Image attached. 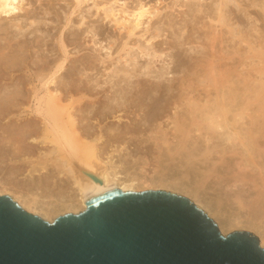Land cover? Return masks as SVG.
Segmentation results:
<instances>
[{
	"label": "bare ground",
	"instance_id": "1",
	"mask_svg": "<svg viewBox=\"0 0 264 264\" xmlns=\"http://www.w3.org/2000/svg\"><path fill=\"white\" fill-rule=\"evenodd\" d=\"M46 1L0 0V196L52 222L111 190L136 192L147 181L166 188L162 179L145 180L148 155L155 169L175 159L201 163L264 248V26L250 12H261L264 23V0H180L185 21L168 19L165 29L162 0H70V14L92 10L120 37L113 52L114 42L101 48L109 51L104 59L116 55L104 67L112 96L78 112L95 60H70L77 37L63 34L70 14L54 33L41 27L33 5ZM166 28L168 49L188 46V61L153 44ZM138 57L145 61L137 69ZM157 62L165 70L155 74ZM137 112L141 121L130 126L102 124ZM32 142L43 147L35 158Z\"/></svg>",
	"mask_w": 264,
	"mask_h": 264
},
{
	"label": "water",
	"instance_id": "2",
	"mask_svg": "<svg viewBox=\"0 0 264 264\" xmlns=\"http://www.w3.org/2000/svg\"><path fill=\"white\" fill-rule=\"evenodd\" d=\"M0 264H264V248L161 191L111 190L51 223L0 196Z\"/></svg>",
	"mask_w": 264,
	"mask_h": 264
},
{
	"label": "rangeland",
	"instance_id": "3",
	"mask_svg": "<svg viewBox=\"0 0 264 264\" xmlns=\"http://www.w3.org/2000/svg\"><path fill=\"white\" fill-rule=\"evenodd\" d=\"M49 1V2H48ZM128 3V6H133L134 3H136L137 0H126ZM150 4H153L157 0H145V2H148ZM160 6H162V19L160 21V24L164 23L163 28L165 29L166 24L168 23V19H173L172 23L179 24L183 23L185 21L184 16L180 14L184 9H179V6L182 4L180 0H162ZM47 2V3H46ZM46 2L42 3L43 6H39L38 3H34L33 5V13L36 14L38 19H41V27L44 26V28L52 29L51 32L54 33L64 22V18L67 14H70L72 9L70 8V0H47ZM210 0H204L202 2V5L208 4ZM174 4H177L172 6ZM172 8H169L171 7ZM50 12V14H49ZM251 14L254 17H257L258 20L260 21L258 24L260 26H264V23L262 22V14L256 9H250ZM92 10H89L88 12L85 11L84 9L80 11H76L74 14H70V22L66 26V28L63 31V34L66 37H70V33H75L77 34L75 44L68 46V51L70 52V60L76 62V65L81 62L82 59H89L92 60L94 59L95 61L92 63L93 70L88 72V77L87 79H83V85L88 86L86 87L91 93L89 94L88 99H84L83 103L80 106H76V112L79 110H85V106H90L91 104L94 107H97L99 104L104 103L108 97L112 96V91L110 90V85L111 83H106L105 81L107 79V72H105L104 67H108V65L114 63L115 54H112L111 58L109 59H104L106 56V53L109 52L106 49H101L102 46L105 47L111 43H113L112 49L110 52H113L116 45L119 43L118 40H120L119 35L117 34L116 30L112 27L111 24H108L106 22H102L100 18H98L96 15L91 16ZM56 14V15H55ZM55 15V16H54ZM56 16L60 20L59 23L56 22ZM168 16V17H166ZM81 17H84V24L80 27H76V23L79 21ZM166 18V19H165ZM187 19V18H186ZM101 21V22H100ZM44 22V23H43ZM43 23V25H42ZM57 23V24H56ZM46 24V25H45ZM86 28H88L86 30ZM85 29V30H84ZM93 30V32L91 31ZM167 31L164 32V35L162 37H159L156 39L153 44L156 47H159L164 51L166 55L170 53V55H174L175 53L181 54V57L185 60H187L188 53L185 52L186 48L188 47H179L176 48L175 50H169L168 49V42H170V38L168 39V29L166 28ZM84 31V32H83ZM87 31H90L88 33ZM93 33L95 35H93ZM167 34V35H166ZM93 35V36H92ZM119 38V39H118ZM67 39V38H66ZM116 39V40H115ZM114 40V41H113ZM93 41H95L93 43ZM98 42V43H97ZM109 43V44H108ZM100 48H99V46ZM108 44V45H107ZM99 48V49H98ZM101 49V51H100ZM77 51V52H76ZM186 57H185V55ZM173 56H171L172 58ZM139 59L137 60L138 66L142 65L144 63L145 59H142L138 57ZM97 60V61H96ZM101 60L104 61V64L101 63ZM113 60V61H111ZM175 59H173V62ZM164 62H168V56L164 58ZM176 63V62H175ZM175 63H172L173 66H175ZM102 64V65H101ZM170 64V66H172ZM162 62H157L155 63L152 68L156 74L163 72L165 67H163ZM81 66H79L80 68ZM163 67V69H162ZM158 68V69H157ZM161 68V69H159ZM156 69V70H155ZM159 72H158V71ZM106 73V74H105ZM154 74V73H153ZM106 75V76H105ZM91 77V78H90ZM166 77V76H165ZM75 80L77 78L74 77ZM87 80V81H86ZM89 81V83H88ZM91 81V82H90ZM97 83V84H96ZM81 87L82 83H78ZM90 85V86H89ZM111 94V95H110ZM87 103V105H85ZM91 103V104H90ZM94 109V108H93ZM127 110V109H126ZM133 110H129V112ZM85 112V111H84ZM83 112L82 115L85 113ZM136 115L138 114L137 117L135 115L129 113L127 117H124L125 115H122V113H116L114 115H120L122 116V119H125L124 121L119 122L115 118L108 116L105 120H103L102 124L106 126H115V125H121V126H130L131 124L130 121L132 122L134 119L135 122L132 123H137L140 122L141 116L140 113H135ZM113 116V115H112ZM133 116V117H132ZM2 122V121H1ZM19 122V123H18ZM16 123L20 124L21 122L18 121ZM91 125L95 126V121L93 119L90 121ZM89 122V123H90ZM2 124H4L2 122ZM32 149H34L33 152H31V156L35 158V156L38 154L37 152L39 151L38 149L43 148L41 145H37L35 147V143H31ZM36 150V152H35ZM38 150V151H37ZM130 150V149H129ZM128 150V151H129ZM127 151V152H128ZM143 150L139 152L142 153ZM125 152V153H127ZM132 152V151H131ZM37 153V154H36ZM36 154V155H35ZM148 155V154H147ZM148 160H149V165L144 168L146 171L145 174V180L147 181L149 178L154 179L157 181L158 179H162V184L166 186V188L162 187H153L151 184L147 181L145 184L140 183L138 184V188L136 190V193H141V192H146V191H161V192H166L169 194H173L176 196L184 197L189 200L190 203L194 204L195 207L199 210H201L204 214L207 215L208 218L212 220L214 224L219 228L221 225L219 222L224 221L227 224V232L225 235L222 236H227L228 234H231L233 232H248L252 236H255L258 240L257 234H252L249 230L246 228L244 229L243 226L246 225L244 220L245 217L244 215V210H237L236 205L233 204L232 201H228L227 198L224 196V192L218 188V186L214 183V179L212 176H209L205 171L204 167L201 163L193 164V163H187L185 161L181 160H168L164 163H161L162 167L154 168L155 163L153 162V156L148 155ZM20 165V164H19ZM23 165V164H22ZM164 166V167H163ZM202 167V168H201ZM23 168H26V165H23ZM159 170V171H158ZM138 175H140V172H136ZM17 179V178H16ZM21 176L18 177L17 180H20ZM150 186H149V185ZM228 190V189H224ZM6 196V195H5ZM9 197V196H7ZM10 198V197H9ZM11 199V198H10ZM12 200V199H11ZM199 207H197V205ZM236 208V209H235ZM242 212V215H241ZM69 214V213H68ZM217 218L218 220H216ZM216 221V222H214ZM51 223V222H49ZM264 226V225H263Z\"/></svg>",
	"mask_w": 264,
	"mask_h": 264
}]
</instances>
